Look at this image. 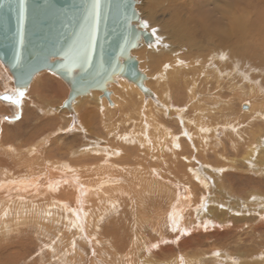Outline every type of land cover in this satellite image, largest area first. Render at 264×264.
Here are the masks:
<instances>
[{
    "label": "rangeland",
    "instance_id": "obj_1",
    "mask_svg": "<svg viewBox=\"0 0 264 264\" xmlns=\"http://www.w3.org/2000/svg\"><path fill=\"white\" fill-rule=\"evenodd\" d=\"M225 1L226 0H210V7H214V10L219 9ZM136 2V8L141 16L142 22L144 23L146 21L148 24L147 30L151 33L155 30L156 35H153L154 42L150 44L151 47L143 42L142 45L135 50L133 55L139 62L140 71L148 77V79H145L144 81L145 87L154 94L156 101H158L155 103L154 107H158L157 109L160 108L161 110H157L153 107L154 110L152 109L153 111L147 114L146 110L141 109L142 107L138 102L139 99L137 98V94H134L130 90L127 96L132 98L130 99L132 101L131 103H128V98L127 96L125 97L124 91V88L128 84L135 86L144 97L146 96L134 83L125 78L117 77L113 83L109 84L108 88V91L111 94L110 98L113 96L111 102L101 91H97V93L94 92L92 94L90 93L85 97L82 96L84 98L79 101V103H82L79 107V104L75 106L74 111L77 114L74 115V111L72 114L68 109L63 108V104L70 94L69 86L60 77L49 71H43L36 75L27 92L25 91L24 96L20 98L21 103L14 104L13 101L6 100L5 96L10 95L14 100L18 95V92L15 89L11 73L0 61V144H2L0 146V170L4 173H0V181L5 179L6 174L19 178L22 175L21 173H23L22 177H24L26 174H30L29 169H34L35 172L42 174L45 169H52L56 172L58 170L65 171L64 165H68L69 167L71 166V169L75 168L74 170L78 169V171L83 174H86L85 171L81 170L83 168L89 169L90 167L92 168L91 173L95 174L98 172L97 167L103 165L105 168L104 170H107L106 172L108 174L114 172V175L111 177L108 176L110 178L105 176V181L101 178V182L103 181L101 183V187L106 185L107 188L106 190L104 186L101 193L105 195L107 194V197H102L100 200H96L100 201V203L102 202V204L99 202L95 204V200L93 199H85L86 204L84 208H87L86 210L88 212H85L86 210L83 209V211H85L82 214H79L82 216H79L80 218L78 220H75L74 213L72 214V211L68 210L71 209V207L72 209L75 208L74 203L71 202L70 205L69 200H59L56 196L53 198L51 197L52 199L49 195H47V198L45 195L39 196V198L36 199L40 204L34 207H32L33 205L29 203L28 205L24 204L23 206L20 204V202L22 203L20 198L18 204L23 207L21 209L16 206L17 208H15L17 210L13 209V206L2 205L0 207V264H156L155 262H157V264H165V262L162 261L166 259L165 261L167 263L170 258H173L174 260L179 258L178 262H176L177 264L179 262L182 264H264L262 262L264 260V171L260 173L257 170H253L255 167L254 165L251 166V163L246 160L245 162L242 160V153L245 151L243 150V147H241V151L238 154L233 149L234 145H231L233 139H241V146L245 143L243 141L244 139L251 140L255 135L257 138L261 136V139L259 140L255 138L257 139L255 141V146L264 147V125H262L264 124V100L262 97L264 96V64H261L262 68H252L249 65L250 63H248L250 62V58H245V62L242 60L244 63H242V61L240 63L235 62V60L233 61L235 58H232L230 55H227L228 57L226 56L225 60L222 58L219 60L216 59L218 61L222 60L221 65H223L220 67L221 69L218 68L221 82L223 85L225 84L224 86H221V89H219L220 87L218 88V96L220 95L222 100L220 99L217 101L215 99V93L218 91L217 89L215 91L213 87V81L215 80H209L211 82H208L209 85L211 84L210 89L213 91L210 90L208 92V90L203 89L205 88L202 85L203 78L201 80H195L196 82L194 81V90L199 89L197 92L198 94L196 93V95L191 98L189 96V92L188 94L183 92L185 93L182 94L183 97L178 98V101L183 105V110L170 108L168 102H166L167 98L163 91L164 88L161 87V85L163 86V82L161 83L158 81V78L154 75L158 71L153 68V58L163 55L165 58L163 61H168L165 62L164 65L175 60V57H178L177 55H183L185 58H190V52L185 49L186 47L181 49L182 46L179 47V43L169 37L166 31L167 27L164 26L170 18L169 11L171 12V10L167 9L170 3L172 4L174 2L178 5H182L184 2L186 3V1L136 0ZM200 2H202V0H193V5H199ZM152 7L157 10V15L154 17L157 20V24H153L155 19L153 23L151 22L152 20L150 18L149 11ZM215 11L218 13L217 10ZM162 41L164 43L161 44ZM170 57L172 59H170ZM214 62L221 66L219 62L215 60ZM224 63L227 66L224 65ZM158 64H160V66H164L162 63ZM256 64H260V62H256ZM232 67L234 68L232 69ZM220 70L223 71L221 72ZM168 73H172V70ZM237 76L240 78H237ZM243 76H246L248 79L245 77V80H243ZM235 77L237 80L234 79ZM247 80L249 81L247 82ZM218 81L220 82V80ZM166 84H168V82H166ZM240 87L243 88L240 89ZM244 89H246V91ZM190 90L192 91V88ZM236 92L239 93L240 97L236 94ZM178 94L179 93H177V95ZM93 95H96L99 101L105 99L106 102L103 103L106 104V106L108 105V108L105 107L107 110L103 111L105 108L102 110L94 104V100L92 101ZM170 97L171 100L175 102L176 97L173 98L172 95H170ZM150 99L151 97L148 100ZM257 100H259V102H257ZM261 102L263 105H261ZM142 111L144 113L146 112V116L144 115L143 117ZM155 111L161 112H158L157 114ZM229 111L232 112V114H229L230 116L227 115ZM259 111H261V114L263 115H260ZM199 113L204 115L200 116ZM224 113L225 115H223ZM228 123L229 125H227ZM159 124L163 126H161V129L158 126ZM68 128L71 129L70 132L65 131V129ZM165 130H168L169 133H165ZM200 134L206 138V141L204 142L202 140L204 144H202L197 150L195 148L198 144L196 140H198V135ZM164 135L167 137H164ZM168 135L177 136L179 138V146L175 149L170 147V150L165 151L166 155L171 157L174 152L176 153V151L183 153L182 146L180 144H184L185 150L188 154L187 159H189V161H183V163L181 162V165H183L184 168L187 167L186 169L188 170V173H191V170H197L199 174L202 176L204 175L203 177L205 181H207L209 189L206 187L203 189V187H201L200 191L202 194L200 191L198 192V198L200 197L202 202H199L201 204H199L196 213L204 214V212L207 211L209 201L212 198L214 200L218 199L219 201H222L225 207L223 206V208H221L217 205L214 206L215 209L217 208L216 216L218 224L213 223V221L202 222V225L197 224L199 226L196 225L198 228L195 226L193 234L190 233L189 235H181V239L178 244H174L173 241H169L172 242L170 244L168 243V246L172 249V251L163 253L161 251L162 248L159 249L158 247L149 251L150 249L147 247L149 246L148 242L154 243L157 241L156 239H158L159 234L156 233L158 232L151 233L152 229L149 227L147 222L145 224H141L142 226L140 224H136L137 219H139L144 212L137 206V204H134L137 203L136 199L138 200V194L135 193V196L133 194L134 192L131 191V182L132 180L136 181V177L133 179L130 176L134 175L132 174L134 170L131 169L121 171L118 169L115 170L114 167L118 165L129 167L137 164L142 167L143 163H145L142 161L145 160L148 162L149 166H161L162 160L166 159L165 156H162L160 159L161 161L156 159L153 160L152 154L155 155V153L149 151L147 147L145 148V146H141L138 140H144L146 143H151L155 147L157 146V143H160V145L162 143L166 144L168 141L171 143L172 139L169 140ZM157 138L162 139V141ZM1 147H3V149ZM145 150L147 152H144ZM5 151L7 153H5ZM117 152L120 154L116 155L115 153ZM16 154L17 156H15ZM218 154H223L227 159L223 160L221 157H217L219 156ZM19 155L24 156H21L20 158ZM13 157L18 158L14 159ZM218 162H223V165L219 168L217 167L219 165ZM56 164L59 165V167ZM233 165L239 168L236 170L237 173H235L236 171L233 169H230ZM62 168H64V170ZM257 168L264 170V165ZM100 169L103 170V167H100ZM215 169L222 170L217 173ZM99 175H101V173H99ZM162 176L163 175L159 171V173L155 175L151 181L155 183L156 186H159L160 184L162 185V182L164 181ZM220 176L223 184L225 185L222 188L217 185L216 181L218 179L217 177ZM167 179H169V177ZM114 180H116V182H113ZM169 180L171 183L175 184L176 182L177 185L181 184L188 189V194L178 195V207H180V205L182 206L185 202L184 199L191 201V203L193 202L194 196L191 197L193 189L188 181H182L179 179L174 180L172 177ZM40 182L42 183L43 180ZM193 183L198 185L199 182L197 178H193ZM164 184L168 189L172 187L171 185L166 184V182ZM70 185L71 184L69 183V187H73V185ZM56 186L57 189H55V193H57L56 190L61 191L62 189H65V186L68 188L66 184L64 186L63 181ZM111 186H113V188ZM175 188L176 185L171 189ZM69 189L73 190L74 188ZM157 189L158 188L153 187V191L150 192L155 195L157 194ZM15 191H18V189H15ZM116 192L117 194H115ZM0 193L2 198L6 196L4 195L5 192L3 190L0 191ZM229 193L232 194V197ZM122 194L123 196H121ZM152 194H147L145 196L147 199V202L145 201L146 205L150 206L147 209L150 211L154 204L151 199L155 198ZM129 195L130 197H128ZM108 197L110 199L117 198L118 203L109 201L110 199ZM1 200L3 202L8 201L7 198L1 199L0 197V204H3ZM10 200H12V202L16 201L15 198H11ZM27 201H30L31 203V199H28ZM44 201H46V203ZM53 201L55 203H53ZM106 201H109L110 203H107ZM61 202L63 205L60 204ZM156 202V209L161 204H163L164 209L167 207V202H162L160 196L156 197ZM48 206H52V208L49 209ZM190 206H192V204L189 205V207ZM8 207H11L10 210ZM107 208L109 214L107 213ZM112 209L117 210V213H115V210L113 211ZM75 210L77 211V206ZM187 210V213L185 211L184 213L180 212L177 220H175L179 226L175 227L172 223L171 225L166 224L167 226L165 227L164 225L162 228L165 231L170 230L172 231L171 234L174 235L175 233L178 236L182 231V225L184 224L186 226L188 221L190 223L193 221L189 213L190 208ZM225 213L227 214L225 215ZM71 214L74 217H72ZM84 214L86 215L84 216ZM186 214H189L187 218H190L188 220L185 218ZM98 216L101 218V222L99 220L97 222V219H100ZM89 220H91V222H89ZM92 221H95V223L93 224ZM78 223H80V226ZM173 228H175L178 233L173 231ZM195 234L196 236L194 237ZM138 238L147 241L144 245L145 247L142 248L143 251L140 249L141 247L138 248L137 244H135L137 243ZM73 244L75 245L74 247ZM168 246L166 244L164 247ZM215 252H219L220 255H214ZM93 253H95V255H93ZM161 253H163L164 256L163 259L159 258ZM143 261H145V263Z\"/></svg>",
    "mask_w": 264,
    "mask_h": 264
},
{
    "label": "bare ground",
    "instance_id": "obj_2",
    "mask_svg": "<svg viewBox=\"0 0 264 264\" xmlns=\"http://www.w3.org/2000/svg\"><path fill=\"white\" fill-rule=\"evenodd\" d=\"M186 3L184 2L182 5H178L176 3H170V5L168 6L167 9L171 10V12L169 10V21H167V23L164 25L166 28V31L169 35L170 38L174 39L175 42L179 43V47H181V49L183 47H186L185 49H187V51L190 52V58L187 57V54L185 58L183 55H177L178 57H175V60L166 63L165 65H168L169 67L165 68L164 66V63L165 62H168L167 60L163 61L165 58L163 55H160V56H157V58H153V62H154V66L153 68L155 70H157L158 72L156 74H154L157 78H158V81H160L161 83L163 82V86L161 85V87L164 88V93H165V96L167 98V101L168 104H169V107L170 108H175L176 110L178 109H182L183 108V105L182 103H180L178 101V98H181L183 97L182 94H185L183 92H186L188 94L189 92V96L191 98H193L196 93L198 92V90H194L195 89V86H194V81L195 80H201L203 79L202 81V85L205 87L203 89L205 90H208V92L212 89H210V85L208 82H210L209 80L213 79L215 81H213V87L216 91V89L218 90L221 89V86L223 85L222 82H221V79H220V76H219V69L220 67H222L223 65L222 64V60L221 61H218L219 59H221V57H226L227 55H230L232 56V58L234 57L235 59H233V61L235 60V62H240L245 58H250V67H256V68H262L261 64H264V0H226L225 3L221 6V8L219 9H215L218 11V13L214 10V7L211 8V2L210 0H202V2H200L199 5L195 4L193 5V0H185ZM196 1V0H195ZM219 1V0H217ZM197 3V2H196ZM151 5V4H150ZM152 6V5H151ZM163 7V6H162ZM167 7V6H166ZM165 8V7H164ZM164 11V10H162ZM161 11V12H162ZM166 11V9H165ZM164 11V12H165ZM149 15H150V18H151V22L153 23L154 22V19H155V22L153 24H157V20L156 18V15H157V10H155L154 7H152L149 11ZM165 31V30H164ZM173 40V41H174ZM164 43L163 41L161 42V44ZM147 45H150V44H147ZM135 52V50L133 51V53ZM187 52V53H189ZM210 52V53H209ZM209 53V54H207ZM177 54V53H176ZM181 54V53H179ZM172 55V56H173ZM185 55V54H184ZM250 57H248V56ZM263 55V56H262ZM173 57V58H174ZM228 57V56H227ZM231 58V57H230ZM241 60H240V59ZM170 59H172L170 57ZM218 59V60H216ZM226 59V58H225ZM223 59V60H225ZM161 60V61H160ZM215 61L219 62V64L221 66H219L218 64H216ZM157 61V62H156ZM242 61V63H244ZM152 62V63H153ZM256 62H260V64H256ZM158 63H162V65L164 66H160V64ZM233 63V62H232ZM247 63V62H246ZM245 63V64H246ZM224 65H226L224 63ZM230 65V64H229ZM228 65V66H229ZM244 65V64H243ZM258 65V67H257ZM227 66V65H226ZM232 66V65H231ZM236 66V65H235ZM240 66V65H239ZM247 66V65H246ZM176 67V68H174ZM243 67V66H242ZM245 67V66H244ZM249 67V66H248ZM234 67H232L233 69ZM246 68V67H245ZM172 70V73H168ZM175 69V71H174ZM221 69V68H220ZM237 69V68H236ZM235 69V70H236ZM249 69V68H248ZM224 70V69H223ZM222 70V71H223ZM250 70V69H249ZM255 70V69H254ZM252 70V71H254ZM221 71V70H220ZM221 71V72H222ZM242 71V70H241ZM261 71V70H260ZM220 72V73H221ZM227 72V71H226ZM239 72V71H238ZM245 72V71H244ZM250 72V71H248ZM243 73V72H241ZM238 74V73H237ZM240 74V73H239ZM38 75V74H37ZM209 75V76H208ZM223 75V74H222ZM233 75V74H232ZM230 75V76H232ZM247 75V74H246ZM250 75V74H249ZM253 75V74H252ZM258 75V74H256ZM260 76V75H259ZM234 77V76H233ZM239 76H237L238 78ZM244 77V76H243ZM246 77V76H245ZM245 77L243 78V80H245ZM251 77V76H250ZM261 77V76H260ZM35 78V77H34ZM117 78V77H116ZM124 78V77H122ZM152 78V77H151ZM230 78V77H229ZM237 78L235 77L234 79L237 80ZM240 78V77H239ZM247 78V77H246ZM256 78V77H255ZM126 79V78H125ZM146 79H148V77L146 76ZM226 79V78H225ZM228 79V78H227ZM248 79V78H247ZM262 79V78H261ZM264 79V78H263ZM220 80V82L218 81ZM239 80V79H238ZM242 80V78H241ZM250 80V79H249ZM247 80V82L249 81ZM168 82V84H166V82ZM257 81V80H256ZM165 82V83H164ZM196 82V81H195ZM232 82V81H231ZM236 82V81H234ZM251 82V80H250ZM133 83V82H132ZM157 83V82H156ZM211 83V82H210ZM224 83V82H223ZM239 83V82H238ZM256 83V82H255ZM135 84V83H134ZM145 84V82H144ZM228 84V83H227ZM237 84V83H236ZM244 84V82H243ZM136 85V84H135ZM201 85V84H200ZM225 85V84H224ZM223 85V86H224ZM264 85V84H263ZM167 86V88H166ZM238 86V85H237ZM252 86V85H251ZM259 86V84H258ZM198 87V86H197ZM108 88H109V85H108ZM146 88V87H145ZM192 88V91L190 90ZM207 88V89H206ZM243 88V87H242ZM240 87V89H242ZM29 89V88H28ZM27 89V90H28ZM126 89H127V92H126ZM147 89V88H146ZM249 89V88H248ZM257 89V88H256ZM26 90V92H27ZM129 90L132 91L134 94H137V98L139 99V103L141 104V109L143 110H146L147 114H149L150 112H152L154 110V108H158V107H154L155 106V103H157L158 101H156V98L154 96L153 93H151L148 89V94L147 93H144L146 97H144L142 95V93L133 85H126V87L124 88V91H125V97L128 95L129 93ZM201 90V89H200ZM233 90V89H232ZM246 91V89H244ZM255 90V88H254ZM213 91V90H212ZM239 91V89H238ZM249 91V90H248ZM258 91H261V90H258ZM97 93V91H92V93ZM172 92V93H171ZM179 93L177 95V93ZM217 93H215V96H216V100L219 101L221 98H220V95L218 96V91H216ZM223 92V90H222ZM225 92V91H224ZM252 92V91H251ZM123 93V92H122ZM171 93V94H170ZM207 93V91H206ZM243 93V92H242ZM256 93V92H255ZM259 93V92H258ZM261 93V92H260ZM104 94V93H103ZM198 94V93H197ZM205 94V93H204ZM209 94V93H208ZM236 94L239 96V93L236 92ZM247 94V93H246ZM250 94V93H249ZM254 94V93H252ZM257 94V93H256ZM170 95H172L173 98H175V102H173L171 100V97ZM231 95V94H230ZM244 95V94H242ZM260 95V94H259ZM87 96V95H85ZM84 96V97H85ZM164 96V97H165ZM185 96V95H184ZM208 96V95H207ZM212 96V95H210ZM214 96V95H213ZM237 96V97H238ZM262 96V94H261ZM84 97H78V99L76 101L73 102L72 106H71V110H69L72 114H73V111H74V108L77 104L78 107L81 105L82 102L79 103V101L84 98ZM124 97V96H123ZM151 97L150 100H148L149 98ZM240 97V96H239ZM258 97V96H257ZM263 97V100H264V96ZM107 98V97H106ZM127 100H128V103H131L132 98L128 97L127 96ZM147 100H146V99ZM165 98V99H166ZM190 98V99H191ZM236 98V97H234ZM246 98V97H245ZM108 99V98H107ZM113 99V96L112 98L108 99L110 102L112 101ZM241 99V98H240ZM247 99V98H246ZM261 99V97H260ZM94 100V104L100 108V109H104L106 106V104H104L106 101L105 99H102L99 101V99L96 97V95H93V99L92 101ZM151 100H154V101H151ZM189 100V99H188ZM193 100V99H192ZM222 100V99H221ZM230 100V98H229ZM228 100V102H229ZM239 100V99H238ZM263 100H260V101H263ZM107 101V102H109ZM135 101V100H134ZM226 101V100H225ZM244 101V100H243ZM104 102V103H103ZM180 104H179V103ZM223 102V101H222ZM221 102V103H222ZM227 102V101H226ZM257 102H259V100H257ZM91 103V102H90ZM139 103H138V106H139ZM165 103V102H164ZM191 103V102H190ZM220 103V104H221ZM243 103V102H242ZM134 104V103H133ZM214 104V103H213ZM216 104V103H215ZM217 105V104H216ZM256 105V104H255ZM261 105L262 102H261ZM136 106V105H135ZM189 106V105H188ZM77 107V108H78ZM137 107V106H136ZM154 107V108H153ZM193 107V106H192ZM257 107V106H256ZM263 107V106H262ZM52 108V107H51ZM108 108V107H107ZM107 108H105L103 111L107 110ZM249 108V107H248ZM264 108V107H263ZM262 108V109H263ZM140 109V108H139ZM153 109V110H152ZM99 110V109H98ZM157 110H161L160 108L157 109ZM183 110V109H182ZM212 110V109H211ZM256 111V110H254ZM75 112V111H74ZM143 112V111H142ZM145 112V113H146ZM157 114L158 112H161V111H155ZM154 112V113H155ZM189 112V111H188ZM202 112V111H201ZM214 112V111H212ZM144 113V112H143ZM144 115L146 116V114L144 113ZM155 113V114H156ZM209 113V112H208ZM238 113V112H237ZM248 113V112H247ZM246 113V114H247ZM77 113L75 112L74 115H76ZM153 114V113H152ZM151 114V116H152ZM200 114V113H199ZM229 114H232V112H228L227 115ZM242 114V113H241ZM246 114H245V117H246ZM259 114L260 115H263L261 114V111H259ZM180 115V114H178ZM194 115V114H193ZM201 115H204V114H200ZM225 115V113L223 114ZM254 115V114H253ZM251 115V116H253ZM189 116V115H188ZM230 116V115H229ZM256 116V115H255ZM259 116V115H258ZM185 117V116H184ZM191 117V116H190ZM153 118V117H152ZM193 118V117H191ZM243 118V117H242ZM263 119V118H262ZM202 120V119H200ZM203 121V120H202ZM258 121V119H257ZM205 122V120H204ZM157 123V122H156ZM152 124V123H151ZM229 125V123L227 124ZM264 125V124H262ZM159 128L161 129V126L162 125H158ZM207 126V125H205ZM218 126V125H217ZM163 127V126H162ZM201 127V126H200ZM247 127V126H246ZM245 127V128H246ZM204 128V127H203ZM202 128V129H203ZM222 128V127H221ZM248 128V127H247ZM163 129V128H162ZM165 129V128H164ZM200 129V128H199ZM208 129V127H207ZM210 131V130H209ZM228 131V130H227ZM165 133H169L168 130H165L164 131ZM163 132V133H164ZM213 132V131H212ZM143 133V131H142ZM237 133V132H236ZM199 134V133H198ZM142 135V134H141ZM145 135V134H144ZM194 135H197V134H194ZM130 136V135H129ZM131 136H134V135H131ZM137 136V135H136ZM172 135H168V138L169 140L172 139V142L170 143L169 141L164 144L162 143L160 145V143H157V146H153L151 143H146L144 140H138L139 144L141 146H145V148L147 147L149 149V151L155 153L152 154V159H156L158 161H161L160 159L162 158V156H165L166 159L162 160L161 162V166H149L148 162L145 161H142V162H145L143 163V166L140 167V165H132V166H116L114 167L115 170H121V171H124V170H134V172L132 174L134 175H130L133 179L135 178L136 181H133L132 179V182H131V188L134 193V195L136 196L135 193L138 194V200L136 199L137 203H134V204H137L138 207H140L142 209V212L143 215L137 219L136 221V224H145L146 222L149 224V227L152 229V232L151 233H156V234H159V237L158 239H156L157 241H155L154 243L152 242H148L149 246V251L151 250H154L155 248L152 247L153 244H157L159 245V249L162 248V252L163 253H166V252H169V251H172L171 248H169L168 244L167 246L168 247H164L166 244H163L162 243V240H166V241H173L174 244H178L180 241V237L181 235H189L190 233L193 234V229L195 228V226L197 224H201L202 222H206V221H213V223H216L218 224L217 222V208L215 209V205H217L218 207H220V205L222 204L224 206V203H222V201H219L218 199L217 200H214L213 198L209 201V207L207 209L206 212H204V214H198L196 213L197 212V209H198V206L199 203L201 200H200V197L198 198L199 194L198 192L201 190V187H203V189L206 187L208 188L207 186V181H205L204 179V175L202 176L201 174H199L197 172V170H191L192 172L191 173H188V170L186 169L187 167L184 168L183 165H181V162L183 163V161H189V159H187L188 157V154H187V151L185 150V147H184V144H180L182 146V151L183 153H179L178 151H176V153L174 152V154L170 157L168 155H166L165 151L166 150H170V147H172L173 149L177 148V145L179 144V138L177 136H172ZM164 137H167L166 135H164ZM229 137V136H228ZM233 137V136H232ZM237 137H240V136H237ZM261 137V136H260ZM260 137L257 138V136H253L252 139L250 137L251 140L249 139H244L243 141L245 143H243L241 146V139H233L232 141V144L231 145H234L233 146V149L236 151V153H240L241 151V147H243V150H245L243 153H242V156H243V161L245 162L248 161L249 163H251V166L254 165L255 167L253 168V170H257L258 172L262 173V169H259L257 167H261L264 165V147H261V146H255V141L258 139H261ZM135 138V137H134ZM142 138V137H141ZM194 138V137H193ZM216 138V136H215ZM214 138V139H215ZM235 138V137H234ZM257 138V139H255ZM158 139V138H157ZM165 139V138H164ZM196 139V138H195ZM147 140V138H146ZM160 141H162V139H158ZM199 140V141H198ZM198 140H196V142L198 143L197 146H195V148L198 150L202 144H204L202 142V140L205 142L206 141V138L198 135ZM131 141V140H130ZM150 141V140H149ZM159 141V142H160ZM166 141V140H165ZM261 141V140H260ZM157 142V141H155ZM154 142V143H155ZM156 144V143H155ZM2 144H0L1 146ZM179 146V145H178ZM3 149V147H1ZM139 148V147H138ZM11 149V147H10ZM9 149V150H10ZM140 149V148H139ZM14 150V149H13ZM12 150V152H13ZM34 150V149H33ZM92 150V148H91ZM90 150V151H91ZM3 151V150H2ZM1 151V152H2ZM7 151V150H6ZM5 151V153H7ZM30 151V150H29ZM154 151H157V152H154ZM9 152V151H8ZM31 152V151H30ZM144 152H147L146 150ZM150 152V153H151ZM4 153V151H3ZM2 153V154H3ZM148 153V154H150ZM19 154V153H18ZM29 154V153H28ZM5 155V154H4ZM151 155V154H150ZM217 155V154H216ZM219 156L217 157H221V159L225 160L227 159L226 157H224L223 154H218ZM11 156V155H10ZM14 156V155H13ZM17 156V154L15 155ZM20 156V155H19ZM22 156V155H21ZM20 156V158H21ZM24 156V155H23ZM22 156V157H23ZM6 157V156H5ZM146 157V156H144ZM14 159L18 158V157H13ZM19 158V159H20ZM18 159V160H19ZM30 159V158H29ZM250 159V160H249ZM12 160V159H11ZM23 160V158H22ZM31 160V159H30ZM15 161V160H13ZM17 161V160H16ZM28 161V159H27ZM37 161V160H36ZM39 161V160H38ZM19 162V161H18ZM25 162V161H24ZM61 162V161H60ZM1 163V162H0ZM65 163V162H63ZM69 163V162H68ZM67 163V164H68ZM104 163V162H103ZM219 165L217 166L218 168L221 167L223 165V162H218ZM18 164V163H17ZM107 164V162H106ZM148 164V165H147ZM214 164V163H212ZM21 165V163H20ZM31 165V164H30ZM37 165V164H36ZM39 165V164H38ZM57 165V164H56ZM78 165V164H77ZM155 165V164H154ZM185 165V164H184ZM207 165V164H206ZM46 166V164H45ZM59 167V165H57ZM74 166V165H73ZM3 167V165H2ZM20 167V166H19ZM65 167V171H53L52 169H45V171L42 173H37L35 172V170L33 169H29L30 170V174H26L24 177H22L23 173H21V177H16V176H11V175H7L6 173V176H5V179L6 180L7 178H10L6 181H4L3 179L0 181V191H4L6 196H4L3 198H7V200L9 201L11 198H15L16 201L12 202V200H10L9 202L8 201H5L3 202L2 200V203L3 204H0V207L2 205H8V206H13L14 208L13 209H16L17 207L21 208L24 206V204H31L33 205L32 207L34 206H38L40 203H38L37 199L36 198H39V196H44L47 198V195L50 196V198L52 197H57L59 200H62V199H67L70 201V205H71V202L74 203L75 205V208L72 209H68V210H71L72 211V214L74 213L75 215V220H78L81 216L79 215L80 213L82 214L87 208H84L85 207V199L89 198V199H93L95 200V204H97L98 202L100 203V201H97L96 199L100 200V198L104 197L106 198L107 197V194H102V189L103 187L105 186L106 188V185L102 186L101 187V183L103 181H105L106 179L104 178L105 176H107V178H110L112 175H114L113 173H107L106 171L107 170H104V165L103 166H98L97 170L98 172H96L95 174H92L91 173V170L92 168L89 167V169L87 168H83L81 170L85 171L86 174H83L82 172H79L78 169L74 170V169H71V166L69 167L68 165H64ZM79 167V166H78ZM100 167H103V170L100 169ZM109 167V166H108ZM163 167V168H161ZM206 167V166H205ZM212 167V166H211ZM239 167V166H238ZM23 168V167H22ZM48 168V167H47ZM64 170V168H62ZM100 169V170H99ZM189 169V168H188ZM230 169H233L234 171L238 170L239 168L235 167V165H233L232 167H230ZM112 170V169H111ZM114 170V169H113ZM114 170V171H115ZM163 175L162 176V179L164 180L163 182L166 184H169L171 185L172 187H170L169 189L165 187V184L162 182V185L160 184L159 186H156L155 183H153L151 180L153 177H155V175H157L159 173ZM208 170V169H207ZM210 170V169H209ZM217 171V173L221 172L222 169H215ZM241 170V169H240ZM1 171V170H0ZM8 171V170H7ZM28 171V170H27ZM41 171V170H40ZM96 171V170H95ZM5 172V171H4ZM11 172V171H10ZM20 172V171H19ZM42 172V171H41ZM207 172V171H206ZM205 172V173H206ZM209 172V171H208ZM1 174H4L2 173V171L0 172ZM99 173H101V175H99ZM237 173V171L235 172ZM127 174V173H126ZM209 174V173H208ZM264 174V173H263ZM124 175V174H123ZM210 175V174H209ZM219 175V174H218ZM234 175V174H233ZM3 176V175H2ZM18 176V175H17ZM20 176V175H19ZM110 176V177H108ZM116 177V176H114ZM169 177V179L172 177L174 180H182V181H188V183L190 184V186L192 187L193 189V192L191 194V197L194 196V200L193 202L191 203V201H187L184 199V203L182 204V206L180 205V207L177 206V203L179 201V198H178V195L181 194H188L187 193V188L182 186L181 184H175L174 183H171L169 179H167ZM197 178L198 180V185H196L195 183H193V178ZM101 178H103V181L101 182ZM140 178V179H139ZM218 179L216 180L217 181V185H219V187H223L225 186L223 184V181L221 180V176L220 177H217ZM124 179V178H123ZM139 179V180H138ZM142 179V180H141ZM43 182L41 183L40 181ZM113 180V179H111ZM118 180V179H116ZM116 180H114L113 182H116ZM155 180V179H153ZM173 180V181H174ZM25 181H29L30 183H24ZM64 182V186L65 184L68 186V188H66L65 186V189H60L61 191H58L56 190L57 193H55V189H57L56 185L61 183V182ZM130 181V180H129ZM107 182V181H106ZM155 182V181H154ZM69 183L71 184L70 186L73 185V187H69ZM161 183V182H160ZM39 185L38 187L34 186V185ZM120 184V183H119ZM126 184V183H125ZM129 184V183H128ZM127 184V185H128ZM164 184V185H163ZM26 185V186H25ZM168 185V186H169ZM176 185V188L175 189H171L173 188L174 186ZM62 186V187H64ZM120 186V185H119ZM123 186V184H122ZM121 186V187H122ZM129 186V185H128ZM18 187V188H17ZM21 187H25V188H21ZM110 187V186H109ZM113 188V186H111ZM125 187V186H124ZM123 187V188H124ZM129 187V188H130ZM153 187L155 188H158L156 191L157 194L154 195V193L152 194L150 191H153ZM28 189V190H25V189ZM69 188H74L73 190L69 189ZM15 189H18V191H15ZM23 189V190H21ZM115 189V188H114ZM121 189V188H120ZM127 189V188H126ZM209 189V188H208ZM107 190V188H106ZM113 190V189H112ZM117 190V188H116ZM220 190V189H219ZM231 190V188H230ZM114 191V190H113ZM121 191V190H119ZM130 191V192H131ZM150 193H149V192ZM207 191V190H206ZM59 192V193H58ZM112 192V191H111ZM123 192V191H122ZM126 192V191H125ZM185 192V193H184ZM52 193V194H51ZM55 193V194H53ZM104 193V192H103ZM106 193V192H105ZM113 193V192H112ZM128 193V192H126ZM191 193V192H190ZM201 193V191H200ZM224 193V192H223ZM3 194V193H2ZM117 194V192L115 193ZM120 194V193H119ZM147 194H152V196L154 195L155 198H152L151 201L154 203L153 206L151 207V211L149 209H147L148 207L150 206H147L146 205V198L145 196ZM170 194V195H169ZM202 194V193H201ZM231 194V193H229ZM1 195V193H0ZM114 195V194H113ZM128 195V194H127ZM160 196V199L162 202H167L166 204V208L164 209L163 208V204H161L160 206L157 207L156 209V206L155 204L157 203L156 202V197L157 196ZM180 195V196H181ZM86 196V198H85ZM88 196V197H87ZM123 196V194L121 195ZM126 196V195H125ZM124 196V197H125ZM186 196V195H185ZM224 196V195H222ZM221 196V197H222ZM1 199L2 196H0ZM130 197V195L128 196ZM132 197V195H131ZM231 197H232V194H231ZM22 200V203L20 202V204H22L23 206L19 205L18 202L19 200ZM41 198V197H40ZM49 198V197H48ZM51 198V199H52ZM109 198V197H108ZM148 198V197H147ZM220 198V197H219ZM28 199H31V203L30 201H27ZM110 199V198H109ZM125 199V198H124ZM131 199V198H129ZM182 199V198H181ZM41 200V199H40ZM55 200V199H54ZM104 200V199H103ZM107 200V199H105ZM51 201V200H50ZM109 201L111 202H117V198H113V199H110ZM108 201V202H109ZM133 201V200H132ZM131 201V202H132ZM146 201V202H145ZM46 203V201H44ZM64 202V201H62ZM62 202L60 204H62ZM67 202V201H66ZM88 202V201H87ZM90 202V201H89ZM104 202V201H103ZM107 202V201H106ZM107 202V203H108ZM189 202V203H188ZM202 202V201H201ZM221 202V203H220ZM43 203V202H42ZM41 203V204H42ZM50 203V202H49ZM53 203H55L53 201ZM52 203V204H53ZM58 203V202H57ZM68 203V202H67ZM110 203V202H109ZM118 203V202H117ZM129 203V201H128ZM204 203V202H203ZM16 204V205H14ZM44 204V203H43ZM51 204V205H52ZM69 204V203H68ZM102 204V202L100 203ZM112 204V203H111ZM132 204V203H131ZM189 207V205H191ZM198 204V205H197ZM236 204V203H235ZM45 205H48V204H45ZM63 205V204H62ZM116 205V204H115ZM150 205V204H149ZM237 205V204H236ZM17 206V207H16ZM42 206V205H41ZM58 206V205H57ZM61 206V205H60ZM76 206H77V211L75 210L76 209ZM97 206V205H96ZM103 206V205H102ZM114 206V205H113ZM229 206V205H228ZM240 206V205H239ZM4 207H7V206H4ZM16 207V208H15ZM49 207V206H48ZM47 207V208H48ZM63 207V206H62ZM91 207V206H90ZM112 207V206H111ZM110 207V208H111ZM120 207V206H119ZM183 207V208H182ZM225 207V206H224ZM3 208V207H2ZM11 208V207H10ZM10 208L8 207V209L10 210ZM52 208L49 207V209ZM54 208V207H53ZM69 208V207H68ZM104 208V207H103ZM113 208V207H112ZM115 208V207H114ZM188 208H190V215H191V219L193 220L191 223L188 221V224L185 226L184 224L182 225V231L180 232V234L177 236V234L174 233L171 234L172 231H165L162 227L165 225V227L167 226L166 224H172L175 225V227L179 226L178 223H174L173 221L174 220H177V217L180 215V212L184 213V211L187 213L188 212ZM223 208V207H222ZM231 208V207H229ZM234 208V207H233ZM45 209V207H44ZM65 209V208H64ZM83 209H85L83 211ZM128 209V208H127ZM134 209V208H133ZM147 209V210H146ZM156 209V210H155ZM186 209V210H184ZM232 209V208H231ZM1 210V209H0ZM12 210V209H11ZM17 210V209H16ZM57 210V209H56ZM98 210V209H97ZM96 210V211H97ZM107 210V213H108V208L106 209ZM113 210V209H112ZM115 210V209H114ZM113 210V211H114ZM219 210V209H218ZM238 210V209H237ZM20 211V210H19ZM44 211V210H43ZM75 211V212H74ZM104 211V210H103ZM102 211V212H103ZM117 210H115V213ZM119 211V210H118ZM138 211V210H137ZM241 211V210H239ZM15 212V211H14ZM39 212V210H38ZM49 212V211H48ZM60 212V210H59ZM85 212H88L87 210ZM93 212V211H92ZM151 212V213H150ZM51 213V212H50ZM104 213V212H103ZM114 213V214H115ZM138 213V212H137ZM203 213V212H202ZM58 214V213H57ZM65 214V213H64ZM71 214L72 217H74L73 215ZM109 214V213H108ZM227 213H225L226 215ZM86 214H84L85 216ZM105 215V214H104ZM112 215V214H111ZM116 215V214H115ZM137 215V214H136ZM185 215V214H184ZM219 215V214H218ZM80 216V217H79ZM83 216V217H84ZM189 216V214H186V217L187 218ZM32 217V216H31ZM70 217V216H69ZM99 217V216H98ZM113 217V216H112ZM111 217V218H112ZM88 218V217H86ZM100 218V217H99ZM118 218V217H116ZM134 218V217H133ZM190 218V217H189ZM189 218H187L186 220H188ZM221 218V216H220ZM72 219V218H71ZM83 219V218H82ZM125 219V218H124ZM135 219V218H134ZM23 220V219H22ZM38 220V219H37ZM73 220V219H72ZM88 220V219H87ZM98 220L101 222V218L100 219H97V222ZM128 220V219H127ZM136 220V219H135ZM72 222V221H71ZM89 222H91V220H89ZM99 222V223H100ZM185 222V221H184ZM187 222V221H186ZM223 222V221H222ZM86 223V222H85ZM92 223L94 224L95 221H92ZM91 223V224H92ZM88 224V223H87ZM90 224V226H91ZM98 224V223H97ZM135 224V222H134ZM135 224V225H136ZM212 224V223H211ZM226 224V223H225ZM78 225L80 226V223H78ZM103 225V224H102ZM119 225V224H118ZM139 225V226H140ZM202 225V224H201ZM227 225V224H226ZM120 226V225H119ZM118 226V227H119ZM142 226V225H141ZM199 226V225H197ZM196 226V228H198ZM205 227V226H204ZM216 227V226H215ZM220 227V226H219ZM222 227V226H221ZM146 228V227H145ZM148 228V227H147ZM90 229V228H89ZM94 229V228H93ZM97 229V228H96ZM99 229V227H98ZM179 229V228H178ZM177 229V230H178ZM104 230V229H103ZM97 232V230H96ZM94 233V232H93ZM106 233V232H105ZM115 233V232H114ZM176 233H178V231H176ZM155 234V235H156ZM146 235V234H145ZM148 235V234H147ZM172 235V236H171ZM134 236V235H133ZM193 236V235H192ZM196 236V234L194 235V237ZM108 237V236H106ZM135 237V236H134ZM184 237V236H183ZM193 237V238H194ZM121 238V237H120ZM122 239V238H121ZM137 239V238H136ZM118 240V239H116ZM115 241V240H114ZM126 241V240H125ZM152 241V240H150ZM113 242V241H111ZM120 243H122L121 241H119ZM135 242V241H134ZM133 242V243H134ZM124 243V242H123ZM132 243V241H131ZM145 243H147V241H144L143 239H139L138 238V241L137 243V246L138 248H140L142 250V248H144L145 246ZM172 243V242H169V244ZM184 243V242H183ZM182 243V244H183ZM114 244V243H113ZM125 244V243H124ZM107 245V244H106ZM126 245V244H125ZM189 245V244H188ZM132 246V245H130ZM135 247V246H134ZM133 247V248H134ZM191 247V246H190ZM124 248V247H123ZM132 248V247H131ZM122 249V248H121ZM146 249V248H145ZM134 250V249H133ZM137 250V249H136ZM158 250V249H157ZM143 251V250H142ZM139 252V251H138ZM153 252V251H152ZM159 252V251H157ZM151 253V252H150ZM163 253L160 254L159 258L163 259ZM244 253V252H243ZM154 254V253H153ZM246 254V253H245ZM158 255V253H157ZM181 255V254H180ZM184 255V254H183ZM136 256V255H135ZM254 256V255H253ZM139 257V256H138ZM137 257V258H138ZM248 257H249V254H248ZM256 257V256H255ZM226 258V257H225ZM144 259V258H143ZM151 259V258H150ZM166 260V259H165ZM163 260L162 262H165V264H177L176 262H178L179 258H177V260H174L173 258H170L169 259V262ZM181 260V258H180ZM226 260V259H225ZM150 261V260H149ZM152 261V260H151ZM183 262V260H181ZM224 261V260H223ZM229 261V259H228ZM231 261V260H230ZM252 261V260H251ZM145 263V261H143ZM160 262V261H159ZM264 263V260L262 261ZM154 263V262H152ZM157 264V262H155ZM224 263V262H223ZM251 263V262H250ZM164 264V263H163ZM178 264H182V263H178ZM225 264V263H224Z\"/></svg>",
    "mask_w": 264,
    "mask_h": 264
},
{
    "label": "water",
    "instance_id": "obj_3",
    "mask_svg": "<svg viewBox=\"0 0 264 264\" xmlns=\"http://www.w3.org/2000/svg\"><path fill=\"white\" fill-rule=\"evenodd\" d=\"M0 0V61L17 92L49 71L70 88L63 108L124 77L148 94L133 51L154 36L144 28L136 0Z\"/></svg>",
    "mask_w": 264,
    "mask_h": 264
},
{
    "label": "snow or ice",
    "instance_id": "obj_4",
    "mask_svg": "<svg viewBox=\"0 0 264 264\" xmlns=\"http://www.w3.org/2000/svg\"><path fill=\"white\" fill-rule=\"evenodd\" d=\"M98 7H99V0H95V2H94V4H93V10H96V9H98ZM23 12H24V8H23V0H21V3H20V19H21V22H22V20H23ZM144 28L145 29H147L148 28V24H147V22L145 21L144 22ZM152 35H156V32H155V30H153L152 31ZM150 47H151V45H149ZM222 59H225V57H221ZM165 68H167V67H169L168 65H165L164 66ZM24 96V92L23 91H19V93H18V95L16 96V98L13 100V97L12 96H5V99L6 100H11V101H13V103L14 104H20L21 103V100H20V98L21 97H23ZM65 131H71V129L70 128H68V129H65ZM177 147H178V145H177ZM116 155H119L120 153H115ZM97 155H98V153H97ZM24 183H30L29 181H25ZM34 186H36V187H38L39 185L37 184V185H34ZM25 190H28L27 188L25 189ZM220 207L222 208L223 207V205L221 204L220 205ZM174 223H175V220L173 221ZM173 231H176V229L175 228H173ZM185 235H186V233H185ZM162 243L163 244H168L169 243V241H166V240H162ZM75 245L73 244V247H74ZM152 247L153 248H158L159 247V245H157V244H153L152 245ZM93 255H95V253H93ZM214 255H220V253L219 252H215L214 253Z\"/></svg>",
    "mask_w": 264,
    "mask_h": 264
}]
</instances>
